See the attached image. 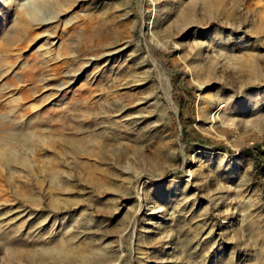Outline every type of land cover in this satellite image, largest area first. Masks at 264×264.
Listing matches in <instances>:
<instances>
[{
	"label": "rangeland",
	"instance_id": "obj_1",
	"mask_svg": "<svg viewBox=\"0 0 264 264\" xmlns=\"http://www.w3.org/2000/svg\"><path fill=\"white\" fill-rule=\"evenodd\" d=\"M0 264H264V0H0Z\"/></svg>",
	"mask_w": 264,
	"mask_h": 264
},
{
	"label": "bare ground",
	"instance_id": "obj_2",
	"mask_svg": "<svg viewBox=\"0 0 264 264\" xmlns=\"http://www.w3.org/2000/svg\"><path fill=\"white\" fill-rule=\"evenodd\" d=\"M9 10H10V6H6L5 7V11L4 12H7L9 13ZM5 14V13H4ZM7 15V14H6ZM18 17V21L16 22V26L19 27V28H24V27H29V26H32V23L31 22H27L26 20H24L22 17L20 16H17ZM44 20H47V18H44ZM22 32V31H21ZM26 32V31H25ZM231 122H228L226 123L227 125H234V121H233V118L230 119ZM225 122V121H224Z\"/></svg>",
	"mask_w": 264,
	"mask_h": 264
}]
</instances>
